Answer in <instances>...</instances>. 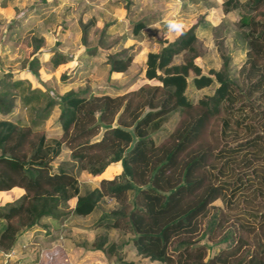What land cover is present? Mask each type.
I'll use <instances>...</instances> for the list:
<instances>
[{"label":"trees","instance_id":"trees-1","mask_svg":"<svg viewBox=\"0 0 264 264\" xmlns=\"http://www.w3.org/2000/svg\"><path fill=\"white\" fill-rule=\"evenodd\" d=\"M219 6L238 20L216 27L200 15L173 40L161 37L146 54L141 82L122 94L67 91L54 102L47 88L43 108L58 105V137L6 118L25 82L0 73V191L22 190L0 204V240L6 219L22 212L24 232L47 236L76 221L91 237L76 234L73 245L99 252L105 264H264V0ZM96 20L79 21L82 55L106 50L111 74L126 72L139 50L126 39L139 40L159 18L139 19L121 34L120 21L104 20L89 48ZM42 42L31 36L25 70L40 67L34 52ZM74 57L53 50L49 60L56 68ZM113 165L119 170L94 187L77 180ZM70 199L72 208H57ZM8 244L23 247L18 238ZM27 256L21 261L36 262Z\"/></svg>","mask_w":264,"mask_h":264},{"label":"rangeland","instance_id":"rangeland-1","mask_svg":"<svg viewBox=\"0 0 264 264\" xmlns=\"http://www.w3.org/2000/svg\"><path fill=\"white\" fill-rule=\"evenodd\" d=\"M221 1L44 0L42 2L41 0H0V73L8 72L13 79L25 82L16 89L20 106L15 107L6 118L21 125H28L35 130H44L50 137H58V105L55 104L48 110L43 108L46 103L47 88L52 91L53 101L56 102L58 97H63L67 91L84 92L85 94L103 92L109 93V95H118L136 87L141 82L142 55L135 58V64L131 70L128 69L125 74L118 75L112 80L109 79L104 63L106 50H97L92 57L82 55L84 49L81 50L80 44V20L84 22L91 16L97 19V23L89 32L88 46L90 48L96 44L97 35L104 20L119 17L121 29L117 32L121 34L129 31L131 23L139 19L157 17L159 20L141 30L139 40L132 39L133 44L134 40L140 42L144 49L143 53H146L147 50L158 49V40L161 37L173 40L180 31L187 29L200 15L216 27L222 25L224 21L235 23L238 20V13L231 11L223 14L219 6ZM183 4L185 7L182 6ZM170 21L181 23L180 31L170 30ZM31 36L41 38L43 41L41 47L34 52L41 64L38 70L33 72L21 67L23 60L29 58L33 52ZM207 37L204 34L202 40L210 46ZM53 50L63 54H76V57L83 58L80 59L81 64L78 68L80 69L79 79L63 85L64 81L73 75L72 71L75 69L69 68L71 64H61L56 69L52 68L49 59ZM210 59L212 62L215 61L214 56H211ZM28 88L43 93L38 96L33 95L35 98H31V94L27 92ZM25 94L27 104H24L22 100ZM67 153L65 148L62 149L55 163L64 159ZM118 170V166L113 165L106 173L98 177L81 172L77 176V180L79 183L94 187L98 185V180L101 177H111ZM18 193L19 190L0 191V204L16 198L19 196ZM29 205L31 203L28 201L23 206L24 213ZM73 205L74 199H70L60 202L57 208L67 210ZM18 214H22V212L6 219L7 236L6 239L0 240V264H27L21 261L22 254L29 255L27 257L30 260L35 257L36 262L33 264H105L103 256L99 252L84 251L73 245V236L76 234H83L87 238L91 237L90 231L84 232L82 228L72 224L76 221L69 219L70 224L68 222L65 225L61 224L57 232L50 233L47 229L50 233L47 236L40 229L24 232L26 224H21ZM64 232L67 237L62 236ZM51 236L56 237L55 244L50 241ZM17 238L18 243L23 244V247L17 245L16 248H9L6 246L7 243L10 245ZM140 263L161 264L147 260H141Z\"/></svg>","mask_w":264,"mask_h":264},{"label":"crops","instance_id":"crops-1","mask_svg":"<svg viewBox=\"0 0 264 264\" xmlns=\"http://www.w3.org/2000/svg\"><path fill=\"white\" fill-rule=\"evenodd\" d=\"M117 20H120L119 19V17L118 18H116ZM161 20V19H160ZM126 41H128V43H125ZM126 41L124 42V46H129V45H132L133 44V42H132V38H131V40H130V38H128V39H126ZM136 42V43H135ZM134 44L136 45V46H138L139 47V50H138V52H137V54L134 56V58H133V60H132V62H131V64H130V67H129V70H131L132 68H133V66H134V64H135V58L137 57V56H139V55H142V58H141V63L143 64V68H141V71H143V69H144V62H145V54H147L148 53V51L149 50H147L146 51V53H143L144 52V49L142 48V46H141V44H140V42H138V41H135L134 40ZM68 54H70L71 56H72V53H68ZM144 54V55H143ZM75 55V57H74V59L73 60H70V61H68V62H66V63H64V65H67V64H71V67H69L71 70L74 68L75 70H73L72 71V73H73V75H71V76H69L68 78H67V80H63L64 81V84L63 85H66V84H68V83H70L71 81H76L77 79H79L78 77H80V76H78L79 75V72H80V69H78V68H80L79 67V64H81V61H80V59H83L82 57H76V54H74ZM73 55V56H74ZM92 57V56H91ZM79 58V59H78ZM86 60V59H85ZM87 61V60H86ZM84 62V61H83ZM88 62V61H87ZM74 66H76V67H74ZM92 66V65H91ZM56 69V68H55ZM79 70V71H78ZM127 72V71H126ZM126 72H118V73H111V74H109V79L110 80H112V79H115V78H117V76L118 75H122V74H125ZM142 73V72H141ZM52 74H53V72H52ZM140 76H141V74H140ZM106 94H109V93H106ZM11 190H19V193H18V195H20L21 193H22V190H20V189H18V188H12ZM11 190H9V191H11Z\"/></svg>","mask_w":264,"mask_h":264},{"label":"clouds","instance_id":"clouds-1","mask_svg":"<svg viewBox=\"0 0 264 264\" xmlns=\"http://www.w3.org/2000/svg\"><path fill=\"white\" fill-rule=\"evenodd\" d=\"M182 27V24L176 21H170L169 22V29L170 30H176V31H180Z\"/></svg>","mask_w":264,"mask_h":264}]
</instances>
